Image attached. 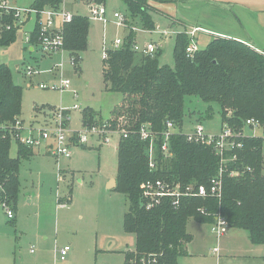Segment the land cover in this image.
I'll return each mask as SVG.
<instances>
[{"label":"trees","instance_id":"1","mask_svg":"<svg viewBox=\"0 0 264 264\" xmlns=\"http://www.w3.org/2000/svg\"><path fill=\"white\" fill-rule=\"evenodd\" d=\"M122 1L127 8L124 12L127 25L130 12L142 17L145 30L153 29L151 17L142 11L145 0ZM62 3L63 0H34L30 9L39 13L58 9ZM38 18L36 14L27 43L33 47L38 44ZM24 21L12 27L10 16L1 13L0 23L10 28L2 31L0 46L14 40ZM91 24L86 17L73 16L63 25V49L72 56L73 65L78 54L87 49ZM126 31L121 48L106 51L102 67L106 89L122 96L108 121L127 133L116 146L113 190L125 198L123 229L135 236V243L134 250L123 253L122 264H179L192 240L186 230L188 221L213 223L218 215L230 228L246 231L252 244L264 248V140L245 134L244 126L247 120H254L264 129V51L235 39L214 36L203 50L187 56L189 38L180 32L175 36L171 67L159 63L160 50L152 57L134 52L135 34L130 29ZM188 98L216 105L221 126L232 131L233 142L240 146L224 152L220 158L212 147L187 141L181 128ZM21 102L22 88L13 83L8 66L0 65V201L6 202L13 212L18 197L20 159L30 157L32 150L17 145L16 157L11 158L12 142L3 128L20 119ZM87 112L82 125L101 121L93 119L89 109ZM168 122L177 131L168 138L167 151L163 153L162 133ZM142 128L155 134L153 169L149 168V143L139 135ZM215 178L220 180L219 197L194 195L198 186L209 189ZM156 180L169 188H178L182 195H193L180 197L176 204L164 197L156 206L146 209L140 186ZM69 202L70 197L61 205Z\"/></svg>","mask_w":264,"mask_h":264},{"label":"rangeland","instance_id":"2","mask_svg":"<svg viewBox=\"0 0 264 264\" xmlns=\"http://www.w3.org/2000/svg\"><path fill=\"white\" fill-rule=\"evenodd\" d=\"M16 1L17 7L26 9L34 0ZM91 1L104 4L109 22L91 24L87 49L78 54L75 65L64 50L44 54L38 45L27 44L26 33L33 30L35 14H30L16 30L13 41L0 46V65L8 66L13 83L22 88L20 119L26 125L33 121L40 124L60 109L67 110L68 127L78 130L87 109L93 119L108 120L111 110L120 102V94L106 89L102 67L104 51L114 49L113 42L122 41L127 34L125 28L111 21L112 14L124 13L127 8L122 0H63L62 5L72 16L87 17ZM161 4L145 0L142 11L148 17L163 16ZM244 4L211 0L180 2L178 19L184 25H176V32H183L185 27L200 28L195 35L198 50L219 36L238 38L237 41L264 51V6ZM128 15L129 28L139 31L133 32L134 41L139 46L148 39L161 44L159 63L172 67L175 36L144 34L142 17L130 12ZM159 24L172 28L176 23L161 20ZM30 71L36 73L29 74ZM61 79L69 81L68 90L41 87L57 86ZM74 105L77 110L72 109ZM184 113L183 133L191 132L197 124L208 135L220 133L222 126L216 105L188 98ZM245 134L260 135L261 130L246 128ZM96 143L92 139L86 146L73 147L70 159L57 160L38 151L33 157L20 159L14 219L6 218L0 203V264H122L123 253L134 250L135 236L123 229L125 198L117 190L107 189L116 176L118 136H112L109 145ZM17 150L18 146L12 143L11 158L16 157ZM69 197L70 203H58ZM209 229L208 225L188 221L186 230L193 235L187 248L191 255L181 258L179 264H264L263 247L248 241L246 231L228 227L227 234L217 241ZM63 247L69 251L60 261L56 251ZM214 247L219 248L218 255L210 253Z\"/></svg>","mask_w":264,"mask_h":264},{"label":"built area","instance_id":"3","mask_svg":"<svg viewBox=\"0 0 264 264\" xmlns=\"http://www.w3.org/2000/svg\"><path fill=\"white\" fill-rule=\"evenodd\" d=\"M1 13L9 15L12 19L13 25H20L26 17H30V14H38L39 18L37 23L39 26L38 29V47L44 54H55L60 51H63V25L70 22L72 15L61 6L58 9H44L37 13L30 8L22 9L19 7L13 6V0H0V17ZM22 14H26L22 16ZM90 23L100 22L106 24L109 22L107 17L106 9L103 3L91 1L88 3V15L86 17ZM128 18L124 15L123 12H113L111 21H113L118 27H123L126 30L130 29L132 32L138 29L127 25ZM9 25L3 26L0 23V35L5 29H9ZM200 31L199 28H190L186 31H183L186 36L189 38V44L185 48L187 56H190L198 51L196 47V33ZM141 32V31H140ZM144 34H155L161 36L173 35L176 36L180 32H176L173 28H161L159 25L154 24L153 29L145 30ZM29 33H26V42L28 43ZM123 40H116L113 42L114 49H120L122 46ZM132 50L136 53H140L144 56L152 57L156 52L160 50L159 44L152 41H145L143 45L139 46L137 42L134 41L132 44ZM106 56V51H104V57ZM103 57V58H104ZM36 71H30L29 74H35ZM69 81L61 79L59 85L46 86L41 85L42 88H47L51 90H60L65 91L69 89ZM73 110H77L78 106L74 105ZM67 110H58L53 112L50 117L38 124L33 121L31 124H25L21 119H17L13 126L9 128H3L4 131L8 132L9 141L16 144L22 145L31 150H38L41 147H46L50 155L57 160L60 158L70 159L72 154V148L75 146H86L92 139H96V144H105L109 145L111 137L114 135L125 138L127 133L115 128L112 123L108 120H102L96 124L92 125H82L78 130L71 129L68 127V119L65 116ZM35 122V123H34ZM166 130L162 133L164 141L161 145V151L165 153L167 151V141L170 135L173 132H176L177 129L174 128L171 122L166 123ZM245 127L251 129L261 130L260 135L252 134L253 137H259L264 140V129L260 127V124L254 120H247L245 122ZM186 140L189 142H195L204 144L206 146L212 147L213 151L217 156L222 158L224 152L231 151L238 148L240 145L235 144L234 134L232 131L223 126L219 134L208 135L204 132V128L197 124L194 129L189 133H183ZM140 138L142 140H147L149 143V168H154L153 161V146L155 140V134L149 131L148 129L142 128L139 132ZM238 135V134H237ZM250 171V169H247ZM142 190V197L145 201L146 209H151L156 206L161 198L167 197L172 199L173 204L178 202V199L182 196L193 195V193H186L182 195L179 192L178 188H169L164 182L160 180L156 181H145L140 186ZM195 196L205 198L207 195L212 197L220 196V180L215 178L210 181L209 189H206L204 186H198L195 193ZM6 218L11 220L14 216L13 211L6 202L0 201ZM228 223L221 216H216L215 220L211 224L210 231L218 239L227 232ZM69 251L68 247H63L56 251L60 261L65 259L67 252ZM212 253L218 255V248H213Z\"/></svg>","mask_w":264,"mask_h":264},{"label":"crops","instance_id":"4","mask_svg":"<svg viewBox=\"0 0 264 264\" xmlns=\"http://www.w3.org/2000/svg\"><path fill=\"white\" fill-rule=\"evenodd\" d=\"M193 1H196V0H174V2H171V3H162L160 6V8H159V10H160V12H163L164 14H163V16H161V15H158L157 14V16L155 17H153V16H151V20L153 21V23L154 24H156V25H159L161 28H166V27H162L159 23H161V20H164L165 22H170V20H174L175 21V25H173L172 26V29L174 28L175 30H176V25H184V24H182L180 21H179V19H178V12H177V9H178V3H180V2H182V3H185V4H187V3H192ZM211 1H221V2H225V3H232V4H239V5H242V4H244V3H246V4H248V5H256L258 8L259 7H263L264 6V0H211ZM89 3V2H88ZM17 5H18V3H17V1L16 0H13V6H15V7H17ZM245 5V4H244ZM63 6V5H62ZM262 9V8H261ZM261 12L263 11V10H260ZM25 20H27V17H26V19ZM168 27V26H167ZM169 28V27H168ZM192 28V27H191ZM193 28H198L197 26L196 27H193ZM185 30L184 31H186V30H188V29H190V28H184ZM200 29V28H199ZM179 32H182V31H179ZM149 35H155V34H149ZM231 39H234V38H231ZM238 38H236L235 40H237ZM146 41H152V42H156V41H153V40H151V39H148V40H146ZM157 43V42H156ZM158 44V43H157ZM159 46H160V52H161V44H159ZM258 51H260V50H258ZM42 150V151H41ZM35 151H38V152H43V154H47V155H50V153H49V151H48V149L46 148V147H41V148H39L38 150H32V154H31V157H33L34 155H35ZM39 154V153H38ZM51 156V155H50ZM107 189L108 190H112V189H109L108 188V186H107ZM61 202V201H60ZM59 203V202H58ZM61 203H64V202H61ZM70 203V202H69ZM63 205V204H62ZM12 219H14V216H13V218ZM11 219V220H12ZM198 223V222H197ZM200 224H203V225H208L209 226V228H211V224L212 223H200ZM189 232V231H188ZM209 233L212 235V236H214L212 233H211V231H210V229H209ZM227 234V232L224 234V235H226ZM191 236H192V240H193V235L192 234H190ZM224 235H222L221 237H219L218 239L214 236V238L217 240V241H219ZM247 238H248V235H247ZM191 240V241H192ZM248 241H249V239H248ZM190 244V243H189ZM188 244V245H189ZM187 248H188V246H187ZM214 248H216V247H214ZM218 248V247H217ZM111 248H108V250H110ZM194 253L195 252H192V254L194 255ZM210 253L211 254H213L214 255V253H212V250H210ZM218 254H219V248H218ZM263 254H264V248H263ZM187 255H191L189 252H188V250H187ZM186 255V256H187ZM67 256V255H66ZM184 257V256H183ZM183 257H181V258H183ZM181 258H179V263H180V261H181ZM262 258V257H261Z\"/></svg>","mask_w":264,"mask_h":264},{"label":"water","instance_id":"5","mask_svg":"<svg viewBox=\"0 0 264 264\" xmlns=\"http://www.w3.org/2000/svg\"><path fill=\"white\" fill-rule=\"evenodd\" d=\"M115 186H116L115 179H114V180H111V181L108 183V188H109V187H112L111 189H113Z\"/></svg>","mask_w":264,"mask_h":264}]
</instances>
